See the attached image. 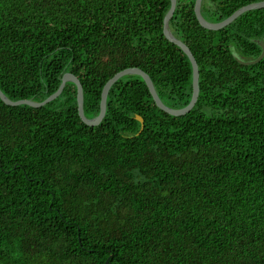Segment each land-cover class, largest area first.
Returning a JSON list of instances; mask_svg holds the SVG:
<instances>
[{
  "label": "trees",
  "instance_id": "1",
  "mask_svg": "<svg viewBox=\"0 0 264 264\" xmlns=\"http://www.w3.org/2000/svg\"><path fill=\"white\" fill-rule=\"evenodd\" d=\"M177 0L173 35L199 68L171 116L140 76L110 90L99 126L77 86L44 107L0 98V264H264V8L219 31ZM264 0H203L211 23ZM171 0H0V89L42 102L71 73L88 119L117 73L149 75L186 107L189 57L164 35ZM144 120V130L136 119Z\"/></svg>",
  "mask_w": 264,
  "mask_h": 264
},
{
  "label": "water",
  "instance_id": "2",
  "mask_svg": "<svg viewBox=\"0 0 264 264\" xmlns=\"http://www.w3.org/2000/svg\"><path fill=\"white\" fill-rule=\"evenodd\" d=\"M202 2H203V0H197L196 1L195 15H196L200 25L203 28H205L207 30H213V31H219L221 29L226 28L227 26L232 24L236 19H238L241 15H243L246 12L253 11V10H259V9L264 8V1L258 2V3H252V4H249L247 6H244L240 9H238L229 18H227L226 20H224L222 22L211 23V22H208L202 15ZM176 7H177V0H171V7H170L167 15L165 16V19H164V35L168 39V41L179 46L184 51V53L189 57L191 64H192V67H193V95H192V99H191L190 103L186 107H184L182 109H173V108L166 106L162 102V100L160 99V97H159V95L155 89L154 83L151 80V78L149 77V75L146 74L141 69H138V68H129V69L123 70V71L117 73L112 79H110L106 83V85L103 88L102 95H101L100 114L96 118H93V119H88L85 116L84 89H83L81 82L71 73L65 74L63 79H62V83H61L58 91L42 102H36V101H32V100L12 101L8 97H6L0 89L1 100L8 106L28 105V106L33 107V108H40V107L46 106L47 104L55 101L58 97H60V95L64 91L67 83H73L77 86V89H78L77 102H78L79 116H80L81 120L83 121V123H85L86 125H88L90 127H95V126H99L106 116L108 96H109L110 90L113 87V85L116 84L123 77L136 75V76L142 77V79L145 81V83H146V85H147V87H148V89H149V91H150V93H151V95H152V97H153V99H154V101H155V103L159 109H161L162 111L168 113L171 116H175V117H181V116L187 115L188 113H190L193 110V108L195 107V105L199 99V93H200L199 68H198V64H197L192 52L190 51V49L182 41L177 39L173 35L172 31L170 30V21L175 14ZM260 45H261L263 51H262V54L260 55V57L258 59L252 60V61H240V63L243 65H246V66L259 63L264 58V43H261ZM136 119L141 123L140 132H142L144 130V126H145L144 120L139 116H137Z\"/></svg>",
  "mask_w": 264,
  "mask_h": 264
}]
</instances>
